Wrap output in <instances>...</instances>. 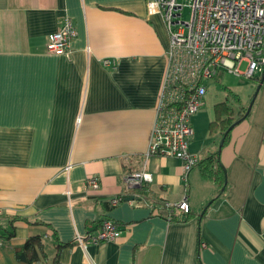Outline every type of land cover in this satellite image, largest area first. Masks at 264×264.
Returning <instances> with one entry per match:
<instances>
[{"label":"crops","instance_id":"crops-1","mask_svg":"<svg viewBox=\"0 0 264 264\" xmlns=\"http://www.w3.org/2000/svg\"><path fill=\"white\" fill-rule=\"evenodd\" d=\"M147 2L0 0V224L13 232L0 264H25L15 249L35 237L43 264L58 244L69 245L57 264H264V85L221 149L208 90L193 118L191 152L219 154L224 185L199 166L185 176L179 159L148 157L169 34ZM65 17L77 31L71 52L51 54L47 38ZM138 170L151 174L150 194L131 203L137 189L123 174ZM117 195L125 199L112 206ZM183 199L191 217L166 218ZM104 220L120 227L117 240L77 242Z\"/></svg>","mask_w":264,"mask_h":264},{"label":"built area","instance_id":"built-area-1","mask_svg":"<svg viewBox=\"0 0 264 264\" xmlns=\"http://www.w3.org/2000/svg\"><path fill=\"white\" fill-rule=\"evenodd\" d=\"M146 7L148 16L161 17L169 34L168 66L146 155L179 159L186 176L200 161L190 144L193 118L204 105L207 82L224 72L258 81L264 76V0H148ZM76 36L73 21L65 17L47 38L48 52L70 54ZM243 63L246 67L241 70ZM104 64L110 61L104 60ZM123 180L127 188L139 189L151 181V174L128 171ZM87 186L99 189L98 178H88ZM124 199L117 195L109 203L116 206ZM175 207L190 211L187 199ZM121 234L116 223L104 220L96 233L79 236L77 242H113ZM4 242L0 238V246Z\"/></svg>","mask_w":264,"mask_h":264},{"label":"trees","instance_id":"trees-1","mask_svg":"<svg viewBox=\"0 0 264 264\" xmlns=\"http://www.w3.org/2000/svg\"><path fill=\"white\" fill-rule=\"evenodd\" d=\"M247 109H243L245 112ZM216 111V117L215 119L210 123V131H214L216 129H219L222 137L224 136L225 132L228 130V128L234 123V113L232 108L228 105L227 102H220L216 104L215 106ZM232 131V130H231ZM226 135L225 143L228 142L230 138V134ZM217 167H215V164H217ZM198 166L201 169V173L203 176L207 179L211 180H217L220 184L224 185L225 183V170L223 166L219 163V154H211L208 158L202 159L199 161ZM147 183L142 186L140 189L136 190V196L135 199L141 203L142 200H145L144 196H148L150 194V189L146 186ZM165 209H168V215L166 218H168L171 221H185L188 220L191 217V213L189 212H182L178 210L176 207L172 206H165ZM16 219L10 220L11 223H13ZM0 238H10L13 235V232L11 229L5 228L0 224ZM69 244H58L57 246V254L54 258V264L58 263L59 256L61 249L64 246H68ZM15 253L17 256V259L21 263L25 264H43L44 261L47 259V253L45 251V242L44 239L41 237H35L30 240H28L23 246L18 247L15 249ZM198 264H201V260H199Z\"/></svg>","mask_w":264,"mask_h":264},{"label":"rangeland","instance_id":"rangeland-1","mask_svg":"<svg viewBox=\"0 0 264 264\" xmlns=\"http://www.w3.org/2000/svg\"><path fill=\"white\" fill-rule=\"evenodd\" d=\"M246 64L243 63L241 70H244ZM222 76L208 82L207 107L212 109L214 116L215 104L219 102H227L232 108L234 121L238 118L239 109L244 106H249L251 103L250 95L255 91L256 80L239 78L227 73H222Z\"/></svg>","mask_w":264,"mask_h":264},{"label":"water","instance_id":"water-1","mask_svg":"<svg viewBox=\"0 0 264 264\" xmlns=\"http://www.w3.org/2000/svg\"><path fill=\"white\" fill-rule=\"evenodd\" d=\"M263 80H264V76H263L262 80L259 82L258 88H257V90H256V92H255V94H254V98L252 99V101H251L250 105L248 106L246 112H244L243 116H241L239 120L235 121V122H234V123L228 128V130L225 132V134H224V136L222 137L221 142H220V149H221L222 146L224 145L226 135L229 134V132H230V131H231V130H232L237 124H239L241 121H243V120L246 118V116L249 114V112H250V110H251V108H252V105H253V103H254V100H255L256 96L258 95V92L260 91V89H261V87H262V82H263Z\"/></svg>","mask_w":264,"mask_h":264},{"label":"flooded vegetation","instance_id":"flooded-vegetation-1","mask_svg":"<svg viewBox=\"0 0 264 264\" xmlns=\"http://www.w3.org/2000/svg\"><path fill=\"white\" fill-rule=\"evenodd\" d=\"M246 112V111H245ZM243 114H244V111L241 113V115L240 116H243ZM237 121V120H236ZM235 122V121H234Z\"/></svg>","mask_w":264,"mask_h":264}]
</instances>
